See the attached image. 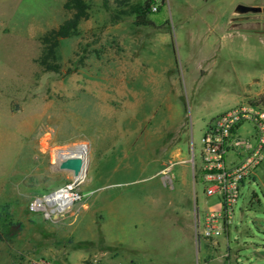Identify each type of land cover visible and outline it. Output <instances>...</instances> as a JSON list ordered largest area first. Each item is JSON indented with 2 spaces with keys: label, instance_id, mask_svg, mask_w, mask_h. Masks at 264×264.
<instances>
[{
  "label": "rangeland",
  "instance_id": "374dc122",
  "mask_svg": "<svg viewBox=\"0 0 264 264\" xmlns=\"http://www.w3.org/2000/svg\"><path fill=\"white\" fill-rule=\"evenodd\" d=\"M144 1L87 0L45 71L39 37L69 16L64 0H0V204L21 224L4 228L0 264H264V163L212 240L192 236L205 196L188 160L214 116L264 105V0H151L149 25L118 13ZM69 146L85 155L79 198L29 211L73 182L56 166Z\"/></svg>",
  "mask_w": 264,
  "mask_h": 264
},
{
  "label": "built area",
  "instance_id": "2783aa9c",
  "mask_svg": "<svg viewBox=\"0 0 264 264\" xmlns=\"http://www.w3.org/2000/svg\"><path fill=\"white\" fill-rule=\"evenodd\" d=\"M247 124L248 128L241 130ZM196 179L203 185L205 196L201 212L193 218V233L206 239H217L228 234L234 218L240 189L246 180L253 181L257 167L264 158V105L245 101L229 106L208 121L199 137ZM71 184L32 197L27 203L31 212L56 216L67 208L78 194ZM65 189L71 197L69 204L47 200L53 192Z\"/></svg>",
  "mask_w": 264,
  "mask_h": 264
},
{
  "label": "trees",
  "instance_id": "16d2710c",
  "mask_svg": "<svg viewBox=\"0 0 264 264\" xmlns=\"http://www.w3.org/2000/svg\"><path fill=\"white\" fill-rule=\"evenodd\" d=\"M87 0H64L62 8L69 12V16L56 26L45 30L39 37L40 51L37 57L38 65L45 71H57L58 64L55 62V47L60 39L76 34L78 24L88 15ZM151 0L144 1L141 5L131 4L120 14H132L135 25H149L151 22L146 18L150 11ZM117 18V14H111ZM256 102V101H253ZM255 195V194H254ZM6 226L16 230L21 228L20 222L10 220V214L6 204H0V241H8L12 233L4 230Z\"/></svg>",
  "mask_w": 264,
  "mask_h": 264
},
{
  "label": "water",
  "instance_id": "95a60500",
  "mask_svg": "<svg viewBox=\"0 0 264 264\" xmlns=\"http://www.w3.org/2000/svg\"><path fill=\"white\" fill-rule=\"evenodd\" d=\"M234 11L236 13H242L246 11L259 12L261 11V8L254 5L237 4ZM56 166L58 169L70 171L71 175L73 176V180H76L77 176L82 171L84 173L85 161L81 156H64L57 161Z\"/></svg>",
  "mask_w": 264,
  "mask_h": 264
},
{
  "label": "bare ground",
  "instance_id": "6f19581e",
  "mask_svg": "<svg viewBox=\"0 0 264 264\" xmlns=\"http://www.w3.org/2000/svg\"><path fill=\"white\" fill-rule=\"evenodd\" d=\"M64 156H81L85 161V155L82 146H69L66 149L56 151V157H58L59 160ZM56 161L58 160L56 159ZM81 175H83V171L77 176V178H80ZM48 199H50V202L52 200L58 202L59 206H61L69 204L71 197L68 195L65 189H61L53 192L49 197H47V200Z\"/></svg>",
  "mask_w": 264,
  "mask_h": 264
},
{
  "label": "crops",
  "instance_id": "0c3cea01",
  "mask_svg": "<svg viewBox=\"0 0 264 264\" xmlns=\"http://www.w3.org/2000/svg\"><path fill=\"white\" fill-rule=\"evenodd\" d=\"M263 163H264V158H263V161L261 162V164H260V165L257 167V169H256L254 180L257 179V177H258V176H257V172H258V170L260 169V167L263 165ZM262 194L264 195V191H262ZM194 198H195V197H194ZM194 198H193V203L195 202V201H194V200H195ZM194 204H195V203H194ZM194 204H193V205H194ZM191 232H192V236H193V235H194V233H193V224H192V226H191Z\"/></svg>",
  "mask_w": 264,
  "mask_h": 264
}]
</instances>
